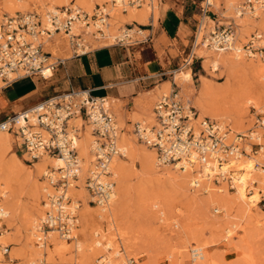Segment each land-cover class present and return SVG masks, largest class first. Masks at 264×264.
Masks as SVG:
<instances>
[{
	"label": "rangeland",
	"instance_id": "obj_1",
	"mask_svg": "<svg viewBox=\"0 0 264 264\" xmlns=\"http://www.w3.org/2000/svg\"><path fill=\"white\" fill-rule=\"evenodd\" d=\"M29 1L30 8L25 12H19L15 15L31 12L37 13L38 15H43V13L48 11L51 3V0ZM246 1L247 0H217V6L210 7V11L215 13L214 17L212 16L211 18L218 19V22L215 25H212V32L217 30L219 27H227L228 25H230L233 28L234 33H236V28L233 24L232 18L230 17L234 16V13L231 10L229 12L226 11V7L229 2H233L234 5H238V7H240L239 10H241L242 7L246 6ZM1 3H3V0H0V4ZM152 4L154 6V9L156 10V0H154ZM109 5L111 6V4ZM71 6L72 5H69L65 8L73 9V7ZM258 8L255 7L254 11L252 12H250L249 9H246L245 13L249 12V17H253L252 15L258 11ZM95 10L93 11L94 15L97 13L95 12ZM2 11L4 10L2 9ZM13 16L14 15L9 14L7 16L6 13L0 14V22L5 17ZM241 18L242 21H246V15L243 14ZM90 20L99 22L98 18H95V16H92ZM197 20H199V17L197 18ZM205 24L206 21L204 22V25ZM132 28L133 26L126 24L122 27H119L117 32L118 34L115 36L116 39L112 43H123L131 46L135 45L138 40L142 39L143 36H140V34L137 33L131 34L127 31V29ZM101 34H103L102 31L99 32V29L92 28L89 35L81 34L78 38L74 39V42H77L76 39L80 40V43H82L85 47V51H90L93 48L103 46L108 43L107 41L109 40L101 37ZM202 34L203 33L201 31L200 35ZM255 34L264 36L263 32L260 31L258 27L255 31L251 32V34L247 35L245 40L241 41L240 45L238 44L237 46L243 47ZM209 36L210 34H208L206 37ZM235 38L236 37L234 35V39ZM51 40H55V42L58 43V49L55 52L54 59L58 57L64 59L66 57L74 55L73 44L71 42L72 39H70L69 37L64 38V36L62 35H54ZM261 46L264 47V43ZM207 49L211 51L209 47H207ZM62 52H64V54H62ZM194 54L196 55L195 52ZM182 56L183 58L185 57V55ZM53 57L50 58V61L53 60ZM196 57L197 56L193 58V72L195 71L197 74L198 71H201V74H197L198 77L204 76L214 84L222 83L226 79L229 80V83L226 86L224 92L217 99L211 98L209 102L212 103L215 100H219V103L227 108L221 111L223 117H225L224 122H215L220 124L222 127H227V129L230 131L228 134V141H232V139H234L236 135H243L245 137L243 141V148L245 149L246 155L242 157L238 161V163L234 164V173L240 174V169L242 168L241 165L243 166L245 157L249 156L250 154V156L257 157L254 158V160H256V162L254 163V166H256L255 168L264 169V155L259 156L261 147L258 145V143L261 142L264 147V135H261L262 133L264 134V126L261 124V122H264V77L260 76L259 72H257L261 68H264V60L260 59L259 57L251 58L244 55L242 56V58L243 62L247 66V69L242 70L241 68H235L225 71H218L212 74L209 71H202V59H198ZM186 70L188 69H185L184 71ZM12 77L15 76L13 75ZM175 83L180 88V93L183 98L191 99L190 95L185 94L183 91H181L183 90V85H185V83L179 79H175ZM3 85L4 83L2 82L1 86ZM169 87L170 86L167 85V89L162 90L159 93L156 101L162 94H167L169 92ZM256 95L260 96V98ZM261 95H263V97ZM261 98L262 100H260ZM247 99H250V105L244 104L245 101L243 100ZM255 99L259 100L256 101ZM255 102L261 105L255 104ZM154 105L155 103L153 104L152 109ZM109 107L112 111L113 108L110 102ZM148 116L145 120H143L144 122L152 121V119L149 120ZM151 118H153L152 114ZM116 123L119 129H123L122 133H130V138L140 144L133 133V126L124 127L123 124L117 121ZM253 133L255 134L252 135ZM256 133L261 135L259 136V139L261 138L260 141L258 140V136L256 135ZM9 137L11 140L12 150L7 153V155L5 154L2 159H0V175L4 178L5 187L7 188L6 190L8 191V195L11 196L12 204L14 205V207L12 210V216L10 215L12 217L11 222H2V225H4V227L1 232L4 236V244H2L1 246H6V248H8L7 255L3 256V263L31 264L30 262L34 260V252L42 253L44 251V248L40 247L39 244H35L37 243L36 239L29 236L27 228L28 221L31 220V218L34 217V215H36L38 211H42L41 213L43 215L39 218H44L46 208L42 210L40 208L44 205L43 202L45 201V195L43 198L42 191L40 189L38 190V188L41 187L40 183L45 182L47 185V181L43 174L42 176L37 175L33 163H29L27 161V156L20 153L15 145L14 139L11 136ZM247 146L251 147V153L249 155L246 151ZM144 149L148 148L145 147ZM12 154H15L16 156H18V158H20V160L17 161L16 166L11 165L7 161L9 156ZM135 166L138 170L137 172H139V170H141V165L138 161L135 163ZM174 166L175 165L171 164L163 165L158 161L157 167H155L154 165H146L145 167H143L142 173L139 172L140 178L138 179L139 188L143 190H140L141 192H139L138 194L141 197L135 195L132 198V203L122 206V210L119 209L118 217H120L119 219L121 223L123 222L122 224L127 229H132V233L134 236V239L129 242L130 245L134 244V250H128V248H126L125 246V242H121L120 244L116 243L120 254H122V256H124L125 258L123 263L127 264L125 262L127 261V259H129L133 261L134 264H191V248L187 245V241L189 240L190 243H195L196 241H198V243L200 242V245L207 243L208 247L205 251L207 252L208 256L218 262L217 264H264V184H261L262 179L260 180L259 177L254 176L253 178L258 179L259 181H261V183L258 181L256 183L248 182L247 190L249 193L247 194L249 196H247L251 197L253 195L252 193H254L255 187L257 189L256 191H258L259 198L256 207L247 214L241 209L239 204L233 202V196L235 192L234 184L229 181L222 182L220 179L218 181H215L214 178H212V186L214 190L221 188L224 189L225 192H227L220 193L221 195H225L226 200L228 201V204L226 205V211H223L218 206L210 205L209 203H207L206 197L208 194L203 192L196 193L194 192L198 190L196 187L191 188L186 183L181 181L180 169L178 171V169L176 170ZM49 168L51 169V166L48 167L46 172L50 171ZM148 196V202H146L145 198H147ZM195 196L198 197L197 200L193 199V197ZM151 197L159 200L158 208H153L152 203L149 202ZM72 199H74V197H72ZM75 199L78 201V205L81 209L89 200L87 193L85 198L75 197ZM136 202H138L137 205ZM88 206L93 207L92 205ZM160 210L163 212L164 218H162V216L158 214ZM79 212L80 210H77L78 219ZM233 223L237 225V231L235 229L232 232H236L234 233L235 235L233 234L231 238H225V230L227 228L232 229L230 226ZM223 226L225 227L223 228ZM204 229L206 230V232ZM202 231H204V233ZM93 232H97L99 238L104 234H106L104 236L107 237V235H109L107 220L97 218L95 215H93L86 222H82L81 220H79L77 229L74 231L73 235L77 236V241L81 244V253L80 251L76 250L73 240H68V245H65L64 249L58 250L54 247V245L51 244L50 238H47L46 246L48 245V249L45 251L46 253L44 252L46 259L42 258V260L40 257V261L36 260L35 264H44L45 261V263L47 264H79V259H81L82 256L88 262L92 261V264H100V261L103 260L102 258L105 257L104 252H99V255L95 257H92L91 255L89 257V254L97 252L96 250L98 249H96V247L93 245ZM31 238L33 240H31ZM205 238L206 240H204ZM212 242L215 244H212ZM90 245L93 248L92 252L88 250ZM211 245H213V247ZM192 247H194V245ZM235 250L238 252H236ZM245 253L248 256L247 258L244 257ZM48 257H50V259ZM58 258H60L62 262ZM226 260H228L229 262H227Z\"/></svg>",
	"mask_w": 264,
	"mask_h": 264
},
{
	"label": "built area",
	"instance_id": "obj_2",
	"mask_svg": "<svg viewBox=\"0 0 264 264\" xmlns=\"http://www.w3.org/2000/svg\"><path fill=\"white\" fill-rule=\"evenodd\" d=\"M107 2L125 12L129 8H141L147 3L151 7L152 1ZM245 4L241 14H244L246 9L252 12L255 7H264V0H247ZM210 7L207 0H202L198 6L199 20L193 45L196 47L195 41L200 39L197 42L199 46L204 43L215 51H229L235 35L230 25L219 27L210 33L209 37L200 35L204 25L203 19L209 18ZM96 8L97 13L92 16L99 21L108 18V15L101 11V6ZM91 17L79 10L64 7L56 8L54 13L48 12L44 17V24L40 15L34 12L3 18L0 22V80L7 85L20 78L50 77L62 60L51 62V54L43 49L42 40L52 39L57 34H69L74 24H87ZM78 37L70 38L74 57L88 52L80 40L76 39L77 42H74ZM259 40L260 36L253 35L241 51L247 57H259L264 60V47L259 45ZM192 64L193 58L187 56L183 58L180 66L167 75H158L171 77L173 88L155 102L152 121L135 123L132 127L133 133L137 141L155 153L160 163L175 165L181 170L198 165L205 168L208 174L216 170L212 176L215 181L220 179L233 183L236 174L232 168L246 155L243 148L245 137L236 135L232 141H228L227 127H222L208 118H203L197 123L198 111L190 101L183 98L180 88L175 84L176 74ZM11 75L15 76L13 80H10ZM106 101L105 98L94 97L88 90L69 91L0 122V133H6L14 139L17 149L27 156L29 163H34L42 157L63 160L62 166L52 167L45 177L54 192L47 194L43 202L46 211L41 228L45 238L49 233H54L69 239L72 231L77 228V209L71 207V200L66 194L79 178L76 142L85 130H88L92 138L90 152L94 165L84 180V189L89 198L87 204L104 207L110 200L114 179L109 165L114 157L122 156L118 146L122 129H119ZM74 120L79 121V125L73 124ZM261 124L263 125L262 122ZM2 219L0 215L1 230L4 227L1 224ZM4 249L2 254L6 256L8 248ZM127 264L134 262L129 260Z\"/></svg>",
	"mask_w": 264,
	"mask_h": 264
},
{
	"label": "bare ground",
	"instance_id": "obj_3",
	"mask_svg": "<svg viewBox=\"0 0 264 264\" xmlns=\"http://www.w3.org/2000/svg\"><path fill=\"white\" fill-rule=\"evenodd\" d=\"M151 1H152L151 7H149L148 4H146V5L142 6L141 8H134L133 7V8H129L125 12H123V11H121V9L119 7H114L113 5L110 6L108 4L107 0H51L50 7L48 8V11H46L45 13H43V15H40V16H41L42 22L44 24V23H46V19H44V17L48 12L54 13L56 8H64L66 6L72 5L71 7H73L74 10H79V11L87 14L89 17H91L93 15V11L96 9V6L100 5V6H102L101 11H103L106 15H108V18H105L99 22H94V21H91L89 19V22L87 23L88 25L85 23L78 22V23L73 25L69 34H63L62 33V34H57V36L62 35V36H64V38H68V37L72 38V37H78L81 34L82 35H89L92 28H97L103 32V34H101L102 36L101 35L100 36L109 40V41H107L108 43L106 45H110V44H114L112 42L116 39L115 36L118 34L117 32H118L119 27H122L125 24H130L132 22L144 23L146 21V19H148V18H149V20H150V18H153V20L155 21L156 16H157L156 14H157V10H158L157 8L158 7H156V10H155L154 6L152 4L154 2V0H151ZM207 2L213 7L217 6V0H207ZM29 8H30V1L29 0H3V3L0 4V14L6 13L7 16H8V14L9 15H15L16 13H19V12H25ZM2 9L4 11H2ZM239 9H240V7H238V5H234L233 2H229L227 4V7H226V11L229 12L231 10L234 13V16H230V17L232 18L233 24L236 28V33H235L236 38L233 39V41H232L231 50H229V51H215L214 49H211V51H210L209 49H207L206 44L203 43L200 46L197 44V42L200 39L199 40L197 39L195 41L196 47H194L195 48L194 52L196 53L197 57H200L202 59L201 65H202V71L203 72L209 71L210 73L214 74L218 71H225V70L235 69V68H241L242 70L247 69L246 68L247 66L243 62V58H242V56H244L245 54H244V52L241 51L242 47H239L237 45L238 44L240 45L241 41H244L246 36L251 34V32L255 31L258 27H259L260 31H262L264 34V7H259L257 9L258 11L252 15L253 17H249V15H248L249 12L244 13V15H246V18H245L246 21H242L241 16L243 14L240 13L241 10H239ZM203 21L204 22L206 21V24L201 28L200 32L202 31V33H203L202 35L207 36L208 34L212 33V25H215V22L210 20L208 17L204 18ZM203 29H204V31H203ZM127 31L131 34H133V33L144 34V33H142L141 30H139L136 27H133L132 29H127ZM256 35H258V34H256ZM123 36H125V35H123ZM258 36H260V40L258 41V43L261 46L264 43V38H263L264 36H261V35H258ZM42 42H43V49L46 52L52 54L51 57H53L55 55L56 50L58 49V43H56L55 40L46 39V38H44L42 40ZM54 58H55V56L52 58L53 60L51 62L56 61ZM257 72H259L260 76L264 77V68H261ZM12 76L13 75H11L10 80L14 79V77H12ZM175 79H179L185 83V85H183V90H181V91H183L185 94L190 95L191 99L187 98L186 100L190 101L192 106L198 111L199 116L197 119V123H198V121H200L203 118H208V119H211L213 121L220 122V123L224 122L225 117H223V114L221 113V111L225 110L227 108H225L223 105H221L219 103V100H215L212 103L209 102V100L211 98L217 99L224 92L226 86L229 83L228 79H226L222 83L214 84V83L210 82L208 79H206L204 76H200L199 77V87L195 91V93H194V89L192 86L193 82H192V76L190 74V70L182 71V72L176 74ZM1 83H2V81L0 80V89L3 87V86H1ZM161 90H165V89H161ZM259 95H260V93H259ZM256 96L260 98V96H258V95H256ZM261 96L263 97V95H261ZM257 100H259V99H257ZM260 100H262V98ZM238 101H240V100H238ZM243 101H245L244 104L250 105V103H251L250 99L243 100ZM255 104H259V103L255 102ZM252 105H253V103H252ZM259 105H261V104H259ZM108 106H109V104H108ZM113 113L115 114V112H113ZM148 115H149L148 116L149 120H151L152 119L151 113ZM114 118H116V121L120 123V118L118 116L116 117V114H115ZM72 123L77 125L79 123V121L74 120ZM72 123H71V125H72ZM71 125H70V128L72 127ZM123 126H124V123H123ZM263 126H264V122H263ZM129 134L130 133H121L119 138H118V146L122 152V156L121 157H114L112 159V161L110 162L109 170L111 171L112 178L114 179V188H113L112 194L110 196V200L108 201V204H106V206H104V207H90L87 205V203H85L86 201L84 200L85 204H84L83 208L81 209L78 205V201L75 199V197H81V198L86 197V192H85V189L83 188L84 187L83 183H84L86 176L88 174H90V171L92 170V168L94 166L93 165V156L90 152L92 138L90 137L88 130H85L84 133L80 134L79 139H77V142H76V150H77L78 158H79V172H78L79 178H78V181L76 182V185H73V186H71V188L68 189L66 197L71 200V207H73V209L80 210L79 219H78L77 210H76V215H77L76 225L77 226H78L79 220H81L82 222H86L93 215H95L97 218L107 220L109 235H107V237H106V236H104L106 234H104L99 238L98 233L93 232V239H92L93 245L96 247V249L97 248L98 249L96 250L97 252L89 254V257H90V255L92 257H95V256L99 255V252H104L105 257L102 258L103 260L100 259L101 260L100 264H124L123 262H124L125 258H124V256H122V254H120V251H119L116 243L120 244L121 242H123V243L125 242V246H126V248H128V250L134 248V244L130 245V243H129L130 241H132V239H134L132 229H127L122 224L123 222L121 223V221L119 219L120 217H118V212H119V209L122 210V208H121L122 206L129 204V203H132V198L135 195H137L138 197H141L138 195L139 192H141L140 190H142L139 188L138 179L140 178L139 172L142 173L143 167H145L146 165H148V166L154 165L155 167L158 166V160H157L155 153L149 149H144L145 147L143 145H141V143L139 144L136 141H133L130 138ZM254 134L255 133H253L252 135H254ZM256 135L258 136L257 138L260 141L261 138L259 139V136L264 135V134L262 133L261 135H259L258 133H256ZM9 136L10 135H8L6 133H2V132L0 133V159H2V157L5 156V154L7 155V153H9L12 150L11 149V140H10ZM258 145L261 147L260 151H259V156H263L264 155V147H263L261 142H259ZM246 151H247V154L249 155L251 153V147L247 146ZM250 155L245 157V161L243 162V166L241 165L242 168L240 170L242 172L240 171V174L236 173V175L233 177V180H232L233 184H234V189H235L234 196H233V202L239 204L241 209L247 214L250 213L252 211V209L256 207L257 202H258V198H259L258 197V191H256L257 189L255 187H254L255 191H254V193H252L253 195L251 197H248L249 196L247 194V193H249L247 190L248 182L256 183L258 181L261 183V181H259L258 179L253 178L254 176H257L260 178V180L262 179L261 184H264V169L255 168L256 166H254V163L256 162V160H254V158H257V157H253ZM19 160H20V158H18V156H16L15 154L10 155L9 158L7 159L8 163H10L11 165H14V166L17 165V161H19ZM137 161L141 165V170H139V172H137L138 170L135 166V163ZM33 165H34V169H35L38 176H40V175L42 176V174H43V176L46 177L47 173H48V172H46V170L48 169V167L51 166V168L52 167L58 168V167L63 165V160L60 158L58 159V158L42 157L38 161L34 162ZM163 165H169V164H163ZM174 168L176 170L178 169V171H179L178 166H174ZM215 172H216V170L211 171L208 174V171L205 168H200L198 165H195L194 167H188V168H185L184 170L180 169V173H181L180 174L181 175L180 180L183 181L184 183H186L191 188L196 187L198 190L197 191L193 190L194 192H196V193L203 192V193L208 194L206 197L207 203H209L210 205H216L220 209H222L223 211H226V208H227L226 205L228 204V201L226 200L225 195L220 194L222 192H225L224 189L218 188L217 190H214V188L212 186L213 185V183H212L213 177L212 176H213V173H215ZM254 174H256V175H254ZM54 175H56V173H54ZM4 182H5L4 178L1 177V175H0V215L3 218L1 221V224H2V222L3 223L4 222H6V223L11 222L12 210L14 207V205L12 204L11 196L8 195V191L6 190L7 188L5 187ZM136 183H137V185H136ZM40 185H41V187L38 188V190L40 189L42 191L43 198H44V195H45V199H46L47 194L54 193L53 189L51 188V185L49 183H47L48 186L46 185L45 182L40 183ZM231 186H232V183H231ZM263 190H264V188H263ZM225 193H227V192H225ZM140 195H141V193H140ZM71 196L74 197V199H72ZM143 198H144V196H143ZM148 198H149V196L147 198H145L146 202H148L147 201ZM197 198H198L197 196L193 197V199H196V200H197ZM41 202H43V201H41ZM149 202L152 203L153 208H158V206H159V200L158 199L151 197ZM137 204H138V202H136V205ZM44 208H46V205L41 206L40 209L42 210ZM73 209H71V210H73ZM41 212L42 211H40V212L38 211L37 214L31 218V220L28 219L29 221H28V227L27 228H28L29 236L36 239L37 243H35V244H39L40 247L44 248V251L42 253L34 252V254H33L34 260H32L30 263L35 264L36 260L40 261V259H39L40 257H41V259L42 258L46 259L44 254L46 253L45 251L48 249L47 248L48 245L46 246V244H47L46 239L47 238H50L51 244L54 245V247L57 248L58 250L64 249L65 245H68V240L69 241L73 240L74 241L73 243L75 244L76 250L80 251V253H81V250H82L81 244L77 241V236L73 235L74 231L77 229L76 227H75L76 229L74 231H72L69 239L68 238H61V237H59V235L54 234V233H49L47 238L44 237V235L42 234V228H41V222H40L44 218L43 219H42V217L39 218L40 216H43ZM122 212H124V211H122ZM158 214L160 216H162V218H164V214L161 210H160V212H158ZM124 217H125V213H124ZM223 217H226V216H223ZM224 227L225 226H223V228ZM230 227L232 229H228V228L226 229L225 228L226 229L225 230V238H231L232 235L234 233H236V232H234V233H232V232L237 228V225L233 223V224H231ZM1 231L2 230H1V226H0V264H4L3 263L4 257H3L2 252L5 250L4 248H6V246L5 247L1 246L2 244H4V241H3L4 236H3V233ZM211 231H212V229H211ZM236 231H237V229H236ZM238 231H240V230H238ZM202 232L204 233V231H202ZM205 232H206V230H205ZM219 237H221V236H219ZM32 238H31V240H33ZM204 240H206V238ZM213 242H212V244H215ZM199 243H198V241H196L195 243H193V242L190 243L189 240L187 241L188 247L191 248V250H190V252H191V264H217L218 262H216L210 256H208L207 252L205 251L206 248L208 247L207 243L201 244V245ZM193 245H194V247H192ZM211 246L213 247V245H211ZM232 247H233V245H232ZM101 248H102V250H101ZM92 249L93 248L90 245L88 250L90 252H92L93 251ZM32 252H31V254H32ZM236 252H238V251H236ZM244 255H245L244 256L245 258L248 257L246 255V253ZM48 258L50 259V257H48ZM74 258H75V256H74ZM51 259H53V258H51ZM58 259L60 260V258H58ZM97 260H98V257H97ZM226 261L229 262L228 260H226ZM45 262H44V264H47ZM79 262H78L79 264H92V261L88 262L83 256L81 257V259H79ZM128 262H129V259H127V261L125 263H128ZM63 263H66V262H63Z\"/></svg>",
	"mask_w": 264,
	"mask_h": 264
},
{
	"label": "crops",
	"instance_id": "obj_4",
	"mask_svg": "<svg viewBox=\"0 0 264 264\" xmlns=\"http://www.w3.org/2000/svg\"><path fill=\"white\" fill-rule=\"evenodd\" d=\"M201 2L156 0L159 11L155 21L148 18L144 23L126 24L144 33L135 45L114 43L93 48L77 57H58L55 60L62 61L50 77L20 78L3 85L0 89V122L47 99L83 90L110 102L112 114H116L124 126L145 120L152 114V106L161 89H167V85L169 91L173 88L171 77L158 75H167L180 66L182 55L196 56L193 39ZM209 12V19L216 24L218 19L211 18L215 13L210 9ZM187 69L191 72L195 93L199 87L197 74L201 71L193 72V64Z\"/></svg>",
	"mask_w": 264,
	"mask_h": 264
}]
</instances>
